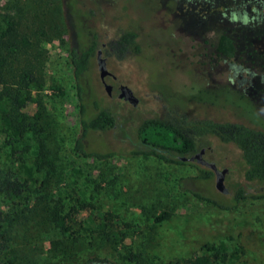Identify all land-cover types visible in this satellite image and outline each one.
<instances>
[{
    "label": "rangeland",
    "instance_id": "374dc122",
    "mask_svg": "<svg viewBox=\"0 0 264 264\" xmlns=\"http://www.w3.org/2000/svg\"><path fill=\"white\" fill-rule=\"evenodd\" d=\"M0 25L15 31L19 44L8 57L7 84L45 136V165L33 133L27 134V162L37 178H49L52 208H75L73 219L85 227L64 233L53 222L40 229L24 219L13 234L19 264H189L205 253L218 259V251L205 245L220 243L229 257L215 264H264V199L235 203L239 188L256 193L244 180L235 144L215 136L198 142L206 160L228 168V193L218 191L215 175L205 177L208 169L197 163L127 154L148 119L176 116L180 123L185 114L264 129V0H0ZM130 30L138 36L139 53L118 55L106 46ZM223 32L237 45L232 59L217 52ZM93 39L106 46L107 70H99L95 54L81 77L85 115L107 108L116 117L114 128L85 137L87 151L117 153L101 161L73 150L81 126L71 55ZM27 69L37 80L21 88L19 76ZM110 72L131 88L137 105L123 101L118 89L107 94ZM107 212L130 225L112 230L117 239L93 223L103 222L96 213Z\"/></svg>",
    "mask_w": 264,
    "mask_h": 264
},
{
    "label": "trees",
    "instance_id": "16d2710c",
    "mask_svg": "<svg viewBox=\"0 0 264 264\" xmlns=\"http://www.w3.org/2000/svg\"><path fill=\"white\" fill-rule=\"evenodd\" d=\"M14 35L15 31L9 29L3 31L0 25V264H19L21 259L15 247L13 234L16 225L24 219H30L32 222L37 221L34 225L40 229H44L48 221L53 222L64 233L76 234L79 232V229H75L77 224L81 230L85 229L83 222L73 219L78 212L75 208L68 213H63L64 205L52 208L48 201L49 178L42 180L37 178L35 167L27 162L24 154L29 147L27 134L38 135L36 151L39 154V160L44 162L43 166L45 165L43 130H38L37 125L29 120L27 112L20 109L17 105L19 93L13 91L6 81L5 67L8 64V57L19 47ZM24 45L27 44L24 43ZM102 46L100 47L93 39L87 49L73 51L71 55L72 72L80 107L78 121L81 126V132L74 142L73 150L80 157L94 158L100 161L111 159L117 153L87 151L84 144L85 137L90 130L104 131L114 128L116 117L111 110L102 108L95 115L87 118L84 91L80 80L89 70L92 57L97 54L99 49H102ZM106 46L113 49L115 53L118 52V55L127 51L140 52L138 36L131 30L122 32L117 39ZM216 49L220 56L227 59H232L237 54V45L229 33L223 32L219 36ZM19 78V87L21 88H28L37 80L35 73L28 69L24 70ZM205 136H215L222 142L233 143L241 151L245 164L244 180L251 185V188H256V193H249L245 189L239 188L234 196L235 203L246 199H264V129L234 121L193 119L188 118L185 114L181 116L180 123L176 116L173 119L165 118L164 120L148 119L137 129V140L133 143L134 149L127 154L154 157L165 163L186 164L187 162H183L180 156L189 155L197 150L198 142ZM18 142L24 145L21 150L16 147ZM203 173L205 177L212 174L210 170L203 171ZM195 195L200 199L210 201L209 198L197 193ZM221 207L223 209V206ZM96 214L103 218V222L96 223L93 220V223L104 231L109 233L111 231L115 239L118 238V234L112 231L114 228L130 227L114 213ZM167 215L164 213L155 219L160 222ZM205 247L216 249L219 253L218 259L205 253L190 259L189 264H215L217 260L225 263L228 260L225 243H220L217 246L206 244Z\"/></svg>",
    "mask_w": 264,
    "mask_h": 264
},
{
    "label": "water",
    "instance_id": "95a60500",
    "mask_svg": "<svg viewBox=\"0 0 264 264\" xmlns=\"http://www.w3.org/2000/svg\"><path fill=\"white\" fill-rule=\"evenodd\" d=\"M104 45V44H103ZM97 64L98 68L101 71L107 70L106 59L103 57L102 49H99L97 52ZM110 84L104 83L105 91L108 95L112 94V90L117 88L120 90L119 97L126 102L131 103L132 105H137L139 103V98L135 96L130 87L122 83L121 80L112 72L109 73ZM204 150H201L199 153L191 156L189 160H197L200 164L210 168L215 173V186L216 189L222 193H228V188L225 185L226 175L229 172L228 168L219 169L215 162L208 161L203 157ZM187 157H182L181 160H186Z\"/></svg>",
    "mask_w": 264,
    "mask_h": 264
},
{
    "label": "flooded vegetation",
    "instance_id": "af4514ba",
    "mask_svg": "<svg viewBox=\"0 0 264 264\" xmlns=\"http://www.w3.org/2000/svg\"><path fill=\"white\" fill-rule=\"evenodd\" d=\"M262 46H264V37L262 38ZM104 48H105V45H103L102 46V51H103V55H104ZM98 52V51H97ZM96 57H97V54H96ZM243 71V70H242ZM244 73V72H243ZM114 89H117V88H114ZM114 89L112 90V92L114 91ZM119 90V89H118ZM119 93H120V90H119ZM201 150H204V153H203V157L205 158V153H206V148L205 147H202V148H197V150H195L194 152H192L191 154H189V155H184V156H180V158H182V157H187V159L184 161V160H182L183 162H193V163H197V164H199V165H201V166H204V165H202V164H200L197 160H193V161H191V160H189V158L191 157V156H193V155H195V154H197V153H199ZM204 167H206V166H204ZM206 169H208V170H210L214 175H215V173H214V171L213 170H211L210 168H208V167H206Z\"/></svg>",
    "mask_w": 264,
    "mask_h": 264
}]
</instances>
